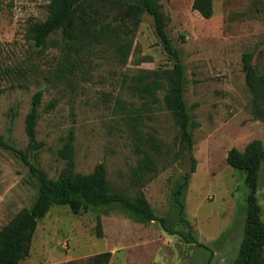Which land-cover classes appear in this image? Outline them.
I'll return each instance as SVG.
<instances>
[{
  "label": "rangeland",
  "instance_id": "1",
  "mask_svg": "<svg viewBox=\"0 0 264 264\" xmlns=\"http://www.w3.org/2000/svg\"><path fill=\"white\" fill-rule=\"evenodd\" d=\"M49 2L0 0V136L57 179L66 165L60 150L72 132L75 172L87 174L104 163L111 190L129 198L142 192L164 223L139 218L119 204L78 213L52 205L19 264H87L104 251L112 253L108 264H234L248 188L245 174L229 166L226 156L252 140L264 146V120L253 114L242 69V54L251 52L264 74V0H212L209 18L193 9V0H158L183 66L190 143L181 141L179 125L164 105L165 78L156 99L135 88L139 76L149 80L150 73L171 69L176 61L152 17L143 13L136 26L119 4H84L88 17L99 26L110 23L130 42L126 59L110 41L68 47L60 30L37 47L28 29L48 17ZM38 91L36 145L29 147L26 117ZM143 153L153 157L157 171L139 175ZM185 174L179 214L172 196ZM38 192V180L19 154L0 147V228L30 207ZM256 197L264 219V160Z\"/></svg>",
  "mask_w": 264,
  "mask_h": 264
},
{
  "label": "trees",
  "instance_id": "2",
  "mask_svg": "<svg viewBox=\"0 0 264 264\" xmlns=\"http://www.w3.org/2000/svg\"><path fill=\"white\" fill-rule=\"evenodd\" d=\"M88 0H50L49 15L41 22H32L28 32L37 47H44L49 36L60 30L66 38V45L74 43L84 47L90 42L110 41L119 58L126 59L130 42L120 35L116 27L110 23L98 25L97 20L88 17L84 4ZM112 4H119L124 8V15L137 26L143 13L149 14L154 23V29L166 52L176 59L171 69L162 73L153 71L151 78L139 76L135 85L136 90L146 93L156 99L157 90L162 88L165 78L167 89L163 95V102L174 115L180 130L181 141L190 143V114L183 99V66L179 62L178 50L173 46L165 29V21L158 0H106ZM193 9L209 18L212 15V0H193ZM253 54H242V69L245 82L252 95L253 114L264 120V74L259 73L253 62ZM42 92L38 91L33 99L26 117V133L28 146L36 145V125L38 120V106ZM72 132L68 141L60 150V155L66 159V165L57 179H51L38 166L27 159V152L16 149L0 136V147L11 149L19 154L29 166L30 172L37 178L39 192L30 207L22 208L7 224L0 228V264H19L29 255L32 237L37 223L42 219L52 205H67L73 213L81 210L98 208L110 204H119L124 209L144 220L164 219L157 217L148 203L145 195L140 192L136 197L129 198L123 194L113 192L107 179L104 163H99L90 173L83 174L74 170V146ZM158 147L154 139L150 142ZM264 160V146L260 140L250 141L243 151L231 148L226 156V162L236 170L245 174V184L248 188L246 197L247 213L244 223V236L234 264H264V219L260 217V206L256 197L258 171ZM157 167L153 157L147 153L139 160L137 172L139 175L155 172ZM188 184V175L177 184L173 191L172 203L179 210H184L183 195ZM101 234L100 222L97 225ZM112 253L104 251L91 256L87 264H108Z\"/></svg>",
  "mask_w": 264,
  "mask_h": 264
},
{
  "label": "water",
  "instance_id": "3",
  "mask_svg": "<svg viewBox=\"0 0 264 264\" xmlns=\"http://www.w3.org/2000/svg\"><path fill=\"white\" fill-rule=\"evenodd\" d=\"M183 170L185 172H188L191 170V163H190V158L189 157H186L184 163H183Z\"/></svg>",
  "mask_w": 264,
  "mask_h": 264
}]
</instances>
